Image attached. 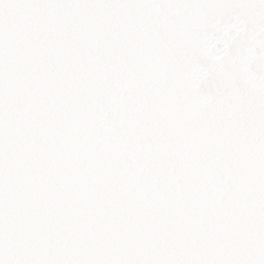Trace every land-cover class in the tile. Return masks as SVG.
I'll return each instance as SVG.
<instances>
[{
  "label": "snow or ice",
  "instance_id": "snow-or-ice-1",
  "mask_svg": "<svg viewBox=\"0 0 264 264\" xmlns=\"http://www.w3.org/2000/svg\"><path fill=\"white\" fill-rule=\"evenodd\" d=\"M0 264H264V0H0Z\"/></svg>",
  "mask_w": 264,
  "mask_h": 264
}]
</instances>
